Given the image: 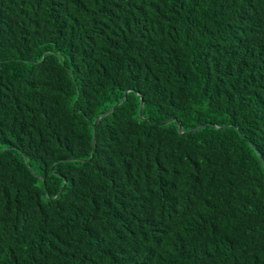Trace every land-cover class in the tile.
<instances>
[{
  "label": "trees",
  "instance_id": "obj_1",
  "mask_svg": "<svg viewBox=\"0 0 264 264\" xmlns=\"http://www.w3.org/2000/svg\"><path fill=\"white\" fill-rule=\"evenodd\" d=\"M0 264H264V0H0Z\"/></svg>",
  "mask_w": 264,
  "mask_h": 264
},
{
  "label": "water",
  "instance_id": "obj_2",
  "mask_svg": "<svg viewBox=\"0 0 264 264\" xmlns=\"http://www.w3.org/2000/svg\"><path fill=\"white\" fill-rule=\"evenodd\" d=\"M121 101H122V100H120L119 102H121ZM113 109H114V107L110 108L106 113H104V114L102 115V117L106 116V115H107L109 112H111ZM99 121H100V118H98V119L96 120L95 125L98 124Z\"/></svg>",
  "mask_w": 264,
  "mask_h": 264
}]
</instances>
